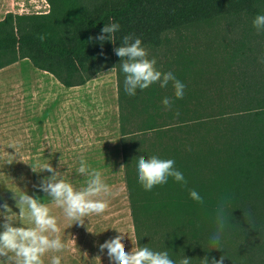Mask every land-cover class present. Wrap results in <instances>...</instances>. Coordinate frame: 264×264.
Wrapping results in <instances>:
<instances>
[{
    "label": "trees",
    "instance_id": "obj_1",
    "mask_svg": "<svg viewBox=\"0 0 264 264\" xmlns=\"http://www.w3.org/2000/svg\"><path fill=\"white\" fill-rule=\"evenodd\" d=\"M46 1V11H10L0 19V69L28 58L65 86L116 71L124 179L141 246L154 250L159 235L168 254L201 249L215 232L216 209L224 202L228 226L221 245L243 239L249 254L264 253L259 240L264 239V32L252 25L264 14V0ZM224 18H246L247 24L243 40L226 57L228 79L201 85L194 61L183 58L169 68L185 85L182 99L158 83L135 96L125 93L122 58L114 52L124 35L140 38L145 48H159L171 31ZM108 22L121 25L115 44L96 39ZM164 97L173 99L171 110ZM153 154L173 159L187 187L169 178L144 190L136 161ZM189 189L204 203L193 200Z\"/></svg>",
    "mask_w": 264,
    "mask_h": 264
},
{
    "label": "rangeland",
    "instance_id": "obj_2",
    "mask_svg": "<svg viewBox=\"0 0 264 264\" xmlns=\"http://www.w3.org/2000/svg\"><path fill=\"white\" fill-rule=\"evenodd\" d=\"M49 9L46 0H0V19L8 12L30 13L42 12ZM246 19V18H245ZM244 19V20H245ZM244 20L221 19L213 23H204L171 31L166 34L164 44L159 48H146L149 56L157 60V68L163 72L174 70L177 67L175 60H193L196 70L201 73L199 81L201 85L211 86L220 80L228 79L231 70L227 68L226 57L243 40V29L247 26ZM168 64H171L168 66ZM172 70H169V68ZM235 69V67H234ZM123 82L125 76H122ZM165 90L173 91L172 86ZM174 119L173 121H175ZM41 123V120L38 119ZM109 136L100 140H94L84 145L71 144L70 148L62 147L60 141H55L52 146L39 147L37 150L30 148L7 147L5 161L0 162V205L7 203L13 214L19 213L17 201L26 192L28 195L41 198L47 204L53 215L58 219L60 237L66 244L69 254H79L87 249L95 250L94 244L105 242L118 235L115 228L123 232H134L133 217L124 179V166L121 148L120 128L112 129ZM102 142V147H97ZM92 146H95L93 149ZM31 150V151H30ZM63 156L65 165L59 167V160ZM84 159L92 169L102 172L105 182L116 193L106 197L109 203L108 209L100 215H91L86 218L84 226L73 224V221L64 216L63 210L55 206L50 197H46L39 187L44 177L50 176L47 171L33 172L32 166H41L51 163L58 167L61 176L73 184L77 189L86 186V177L77 173L81 159ZM13 161L12 163H8ZM123 166V167H122ZM5 210L0 208V213ZM29 226V224H27ZM92 231V232H90ZM245 239V238H244ZM247 240V239H245ZM251 240V239H248ZM263 242L264 239H259ZM238 245H221L223 249L213 254H207L206 248L212 247L209 239L203 242L201 249H191L182 254H169L170 258L177 262L184 256L190 257V264H205V257H208L209 264L215 257L219 260L224 257L223 264H264V253L249 254L246 243L241 239ZM126 250L133 247L130 239L125 236ZM186 244L189 242L186 241ZM153 247L155 251H167L165 238L154 235ZM168 252V251H167ZM107 253V250H106Z\"/></svg>",
    "mask_w": 264,
    "mask_h": 264
},
{
    "label": "clouds",
    "instance_id": "obj_3",
    "mask_svg": "<svg viewBox=\"0 0 264 264\" xmlns=\"http://www.w3.org/2000/svg\"><path fill=\"white\" fill-rule=\"evenodd\" d=\"M252 25L257 33L264 32V14H257ZM120 28L121 25L118 22H108L96 39L101 43L110 40L115 44L117 41L115 34ZM114 52L122 58L120 66L125 76L124 91L127 95L135 96L138 89L145 90L158 83L160 88H167L171 84L174 97L183 98L184 83L177 79L173 72H163L157 68V60L154 57L150 58L140 38L132 34L124 35L121 38V45L114 48ZM261 62L264 63V58ZM162 103L166 109L171 110L174 101L170 97H164ZM175 114L178 116L179 112ZM11 147L15 148V145ZM63 165L65 161L62 156L59 160V167ZM31 166L33 172L51 173L50 176L41 180L38 187L47 194L46 197L51 198L55 206L63 210L64 216L73 221V224L84 226L86 218L93 214H103L109 207L106 197L116 194L105 182L102 172L92 169L83 158L76 170L79 175L86 177V186L80 189L63 179L58 167H53L50 162L41 166L39 170L37 166ZM136 167L138 182L146 191L167 183L169 178L182 187H187L188 181L184 174L176 168L173 159H163L155 154L147 158L141 155L136 161ZM189 195L198 203H204L203 197L196 190L189 189ZM14 199L20 210L16 213L17 215H13L7 203L0 205V208L5 210L0 213L4 216V222L0 224L2 228L0 231V260L5 264H44L43 258L46 254L64 252L67 246L59 235L58 219L52 214L49 206L43 203L41 198L28 195L26 192L19 199L16 198L15 193ZM26 216L31 226H24ZM215 223V232L210 237L211 249H223L221 240L228 226L224 202L216 209ZM115 229L118 235L98 245L101 252L107 250L112 264H177L170 258L167 251H155L147 245L141 246L134 232ZM125 236L133 245L130 251L126 250ZM223 260V256L219 260L213 257L211 264H223ZM50 264H61V256L53 255ZM178 264H190V257L184 256ZM205 264H209L208 257H205Z\"/></svg>",
    "mask_w": 264,
    "mask_h": 264
},
{
    "label": "crops",
    "instance_id": "obj_4",
    "mask_svg": "<svg viewBox=\"0 0 264 264\" xmlns=\"http://www.w3.org/2000/svg\"><path fill=\"white\" fill-rule=\"evenodd\" d=\"M117 128L120 111L116 71L82 85L65 86L28 58L0 69V162L6 160L7 147L12 145L37 150L60 141L64 148L71 144L89 148L88 144L108 137ZM102 146L99 142L97 147ZM3 222L0 214V224ZM27 224L31 226L26 216L24 226ZM102 243L96 242L95 250L86 246L79 254L50 252L43 258L44 264H50L53 255L61 256V264H112L106 250L101 252L98 247ZM0 264L5 262L0 260Z\"/></svg>",
    "mask_w": 264,
    "mask_h": 264
}]
</instances>
